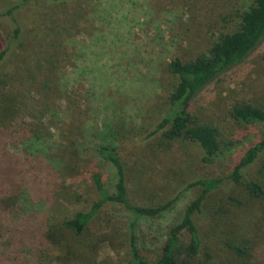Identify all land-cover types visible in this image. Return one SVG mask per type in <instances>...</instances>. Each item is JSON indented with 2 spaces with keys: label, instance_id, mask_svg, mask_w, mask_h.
Segmentation results:
<instances>
[{
  "label": "rangeland",
  "instance_id": "374dc122",
  "mask_svg": "<svg viewBox=\"0 0 264 264\" xmlns=\"http://www.w3.org/2000/svg\"><path fill=\"white\" fill-rule=\"evenodd\" d=\"M18 1L0 0V8ZM249 6V0H35L18 14L24 45L12 53L9 85L30 109L23 112L24 122L38 123L41 132L8 141L9 158L18 167L15 180L0 185V264H131L132 233L142 254L154 261L169 229L201 193L187 187L205 178L224 181L194 215L203 249H221L214 264H264V203L247 232L238 230L237 213L225 227L218 220L223 215H215L231 197L249 199L243 186L225 179L261 140L264 127L245 132L228 111L242 100L264 107V42L194 106L200 122L218 126L237 144L209 165L198 144H163L162 134L152 136L176 87L169 65L206 53L221 34L235 29ZM9 32L8 22L0 20V52ZM106 142L117 145L133 206L177 202L163 217L141 219L134 232L127 209L108 203L76 236L63 222L102 198L94 176L114 193L117 170L99 153ZM263 160L264 154L250 168V178L263 179ZM231 238L250 242V258L228 256L219 243ZM182 239L187 242L188 235Z\"/></svg>",
  "mask_w": 264,
  "mask_h": 264
},
{
  "label": "trees",
  "instance_id": "16d2710c",
  "mask_svg": "<svg viewBox=\"0 0 264 264\" xmlns=\"http://www.w3.org/2000/svg\"><path fill=\"white\" fill-rule=\"evenodd\" d=\"M35 0H20L17 3L6 5L0 8V20L8 22L10 32L6 47L0 52V185L15 180L17 162L9 158L7 147L9 142L15 143L17 139L26 138L28 134L32 138L38 137L40 127L38 123L24 122L23 112L25 110L23 94L14 92L9 81L13 78L11 65L12 53L18 47L23 46L24 29L20 25L18 14L31 5ZM250 6L239 14V23L230 33L221 34L219 39L203 54L198 55L190 61L174 60L169 65V72L176 78V87L169 97L170 105L167 114L157 129L152 132V136L162 134V143L169 144L175 141H186L196 143L203 152V161L206 164H213L214 161L228 148L236 143L226 140L222 130L214 125L202 123L195 114L194 106L201 94L209 87L217 83L233 69L244 64L248 58L264 42V0H249ZM11 56V57H10ZM11 59V61H9ZM11 64H10V63ZM7 87H9L7 89ZM228 116L234 123L245 132L254 126L264 127V107L255 105L248 100L236 102L228 111ZM16 121H21L17 126ZM27 125L28 129L22 131ZM37 124V125H36ZM19 127L21 130H19ZM229 141V142H228ZM244 141H238L243 143ZM100 155L108 162L112 163L117 170V181L114 186V193L110 194L105 188L99 175L94 176V181L101 199L96 202L89 211H81L70 220L63 222L64 227L76 236L82 235L101 208L108 203H116L124 206L134 217L132 231L138 222L143 218H159L169 212L177 198L169 200L167 203L156 207L133 206L129 201L128 185L125 167L119 150L115 142H106L100 146ZM264 154V135L256 144L250 146L243 153L240 161L236 164L225 180H229L235 185L243 186L249 199L237 200L230 198L229 205L222 204L215 215L225 224L231 215L237 213L240 218H236L239 231L249 230L251 222L256 216L259 203H264V160L261 162L258 174L263 179L250 178L248 172ZM223 179H200L189 184L187 188L201 189L200 195L186 208L180 223L172 226L167 234V238L162 246L158 258L150 261L139 249L138 238L132 233L130 243L131 264H214L218 262L217 256L221 249H203V237L194 220L196 213L202 212V208L208 196L218 190ZM13 188L14 185H11ZM3 202L0 199V206ZM219 207V206H218ZM224 208H227L224 209ZM224 209V210H223ZM214 216V219L217 217ZM184 234L188 235L187 242L182 239ZM228 236V232L226 238ZM235 237L237 234L235 233ZM226 245L228 256L234 259L250 258V242L236 238L228 241H220ZM205 257L204 262L202 261ZM207 259V260H206ZM236 264V263H235Z\"/></svg>",
  "mask_w": 264,
  "mask_h": 264
}]
</instances>
